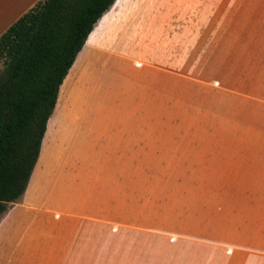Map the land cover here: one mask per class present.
I'll use <instances>...</instances> for the list:
<instances>
[{"label": "rangeland", "instance_id": "rangeland-1", "mask_svg": "<svg viewBox=\"0 0 264 264\" xmlns=\"http://www.w3.org/2000/svg\"><path fill=\"white\" fill-rule=\"evenodd\" d=\"M230 5L242 6V30L216 31L214 73L207 63L190 73L189 62L177 88L126 76L104 88L91 60L106 15L60 88L44 156L53 143L65 157L75 136L66 124L85 118L96 130L114 121L113 133L137 143L115 150L104 173L110 151L87 166L102 194L86 206L102 218V264H264V0Z\"/></svg>", "mask_w": 264, "mask_h": 264}, {"label": "crops", "instance_id": "crops-1", "mask_svg": "<svg viewBox=\"0 0 264 264\" xmlns=\"http://www.w3.org/2000/svg\"><path fill=\"white\" fill-rule=\"evenodd\" d=\"M40 1L0 0V36ZM118 1L115 0L93 29L109 15L97 36L95 56L91 60L97 65L104 88L122 76L151 83L158 89L173 84L177 88L185 63L189 62L190 73L198 74L204 63L214 73L216 31L242 30V6H231V0ZM184 24L187 33L183 32ZM157 62L169 70H156ZM224 74L226 78L231 76ZM100 124L109 129L96 130L97 119L67 123L71 127L69 133L75 136L64 145L69 146L65 157L53 151L56 147L53 143H48L52 148L44 156L48 125L26 191L0 217V264H102V234L96 225L102 218L86 210L87 203L102 194L89 183L91 178L87 176L91 172L87 166L103 157L100 153L110 151L101 164L104 173L108 159L114 158L117 149L133 152L137 143L124 142L121 134L113 133L114 121L108 124L102 120ZM57 132L66 134L61 129ZM146 141L150 142L144 139L140 144L144 146ZM77 154L87 161L75 164ZM239 157L242 159V152L235 158Z\"/></svg>", "mask_w": 264, "mask_h": 264}, {"label": "trees", "instance_id": "trees-1", "mask_svg": "<svg viewBox=\"0 0 264 264\" xmlns=\"http://www.w3.org/2000/svg\"><path fill=\"white\" fill-rule=\"evenodd\" d=\"M115 0H43L0 36V217L26 191L60 88Z\"/></svg>", "mask_w": 264, "mask_h": 264}, {"label": "bare ground", "instance_id": "bare-ground-1", "mask_svg": "<svg viewBox=\"0 0 264 264\" xmlns=\"http://www.w3.org/2000/svg\"><path fill=\"white\" fill-rule=\"evenodd\" d=\"M91 36V35H90Z\"/></svg>", "mask_w": 264, "mask_h": 264}]
</instances>
